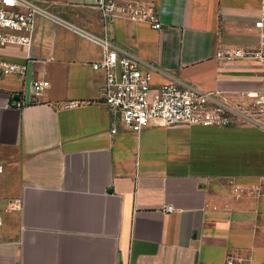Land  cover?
Returning a JSON list of instances; mask_svg holds the SVG:
<instances>
[{"label": "crops", "instance_id": "0c3cea01", "mask_svg": "<svg viewBox=\"0 0 264 264\" xmlns=\"http://www.w3.org/2000/svg\"><path fill=\"white\" fill-rule=\"evenodd\" d=\"M28 47H0L25 67L0 76V264H264V130L117 123L101 103L103 72L91 67L107 36L142 64L153 83L202 90L260 86V66L216 59L219 49L255 47L257 0H149L154 29L125 18L104 27L92 0H34ZM34 79L48 87L35 102ZM77 101L75 106L68 103ZM170 206L171 210H166Z\"/></svg>", "mask_w": 264, "mask_h": 264}, {"label": "built area", "instance_id": "2783aa9c", "mask_svg": "<svg viewBox=\"0 0 264 264\" xmlns=\"http://www.w3.org/2000/svg\"><path fill=\"white\" fill-rule=\"evenodd\" d=\"M259 3V16L253 26L258 32L259 43L255 47L219 49L218 60L234 62L250 61L260 66L261 84L255 88L226 91L202 90L178 81L153 83L152 63L142 64L132 54L119 49L107 36L94 38L103 50L102 58L93 61L91 67L103 72L101 103L110 114V132H116V124L139 131L151 125H202L229 127L246 125L264 130V0ZM99 11L104 27L115 18L144 22L160 29L162 22L149 0H92ZM40 15L61 24L34 0H0V47L18 45L28 47L32 40L36 17ZM25 67L0 61V76L17 73L23 75ZM46 79H34L29 95L13 101L15 107L35 102L48 87ZM79 102L68 103L75 106ZM250 193L264 197V178L253 185ZM13 211L21 208L19 198L7 199L0 209ZM171 210V207H166ZM2 217L0 213V224ZM221 264H250L248 259L228 256Z\"/></svg>", "mask_w": 264, "mask_h": 264}, {"label": "rangeland", "instance_id": "374dc122", "mask_svg": "<svg viewBox=\"0 0 264 264\" xmlns=\"http://www.w3.org/2000/svg\"><path fill=\"white\" fill-rule=\"evenodd\" d=\"M229 127H231V128H245V127H248V126H246V125H237V126H229Z\"/></svg>", "mask_w": 264, "mask_h": 264}]
</instances>
